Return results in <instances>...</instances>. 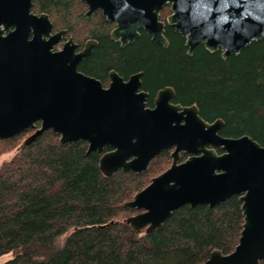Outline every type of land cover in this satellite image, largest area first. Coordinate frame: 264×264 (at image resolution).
Instances as JSON below:
<instances>
[{
  "label": "water",
  "instance_id": "water-1",
  "mask_svg": "<svg viewBox=\"0 0 264 264\" xmlns=\"http://www.w3.org/2000/svg\"><path fill=\"white\" fill-rule=\"evenodd\" d=\"M78 1L86 5V16L99 11L114 23L109 36L121 46L143 30L165 47L168 25L185 39L187 55L202 45L226 58L264 37V0ZM31 6L32 0H0V34L6 32L0 38V140L32 129L22 145L48 130L62 144L83 141L87 153L100 155L98 167L106 177L118 170L145 171L154 157L170 151L169 167L122 204L138 211L126 219L130 229L148 234L181 206L212 208L238 196L243 224L237 245L228 254L212 251L202 264L263 261L264 147L247 135L220 136L221 119L207 122L195 105L173 103L170 87L156 93L152 107L146 106L140 72L125 80L110 71L104 87L78 70L95 42L79 50L69 37L52 52L65 30L51 34L49 16L30 15ZM164 8L170 14L163 22ZM29 32L33 38L28 41ZM183 153L187 158L180 161Z\"/></svg>",
  "mask_w": 264,
  "mask_h": 264
},
{
  "label": "trees",
  "instance_id": "trees-1",
  "mask_svg": "<svg viewBox=\"0 0 264 264\" xmlns=\"http://www.w3.org/2000/svg\"><path fill=\"white\" fill-rule=\"evenodd\" d=\"M33 9L53 19V29L65 30L78 47L95 42L78 65L83 74L105 85L110 71L124 79L140 72L146 106L170 87L173 103L195 105L207 122L221 119L220 136L247 135L264 147V37L226 58L202 45L189 56L185 39L168 25L165 47L144 31L121 46L109 36L114 24L99 11L86 16L83 2L33 0ZM25 134L0 140V154ZM87 148L83 141L62 144L48 130L0 167V256L13 254L4 264H202L212 251L228 254L237 245L243 224L238 196L212 208L181 206L160 229L134 233L126 219L138 211L122 204L168 168L170 151L154 157L145 171L106 177L100 155Z\"/></svg>",
  "mask_w": 264,
  "mask_h": 264
},
{
  "label": "rangeland",
  "instance_id": "rangeland-1",
  "mask_svg": "<svg viewBox=\"0 0 264 264\" xmlns=\"http://www.w3.org/2000/svg\"><path fill=\"white\" fill-rule=\"evenodd\" d=\"M164 9H168V10H167V12H166L167 14L165 15L164 20H162V21H165L167 15L170 14V10H169V8H164ZM51 20L53 21V19H51ZM57 30H59V29H57ZM111 30H112V29H111ZM111 30H110V32H111ZM55 31H56V30H55ZM66 39H67V36L64 37V40H66ZM82 39H83V38H82ZM82 39H80L81 42H82ZM85 42H86V41H85ZM85 42H83L82 46L84 45ZM59 46H61V43H59ZM82 46H81V48H82ZM108 83H109V81L107 82V84H105V85H103V86H104V87H107ZM32 132H33L32 129L27 130V134H25V136L22 137V140L19 142V144H18L17 146H15L14 148H12L11 150H9V151H7V152H3V153L0 154V167H1L4 163L8 162V161H9V160H10V159H11V158H12V157L18 152V150H19L20 146L22 145L24 139H25L28 135H30ZM169 165H170V164H169ZM168 167H169V166H168ZM165 170H166V169H165ZM69 233H70V231H68L67 233L63 234L62 236H60V237L58 238V240H57V245H58V246H61V245H62V243L64 242L65 238L67 237V235H68ZM12 256H13L12 253H8V254H5V255L0 256V264H4V262H6L7 260L11 259Z\"/></svg>",
  "mask_w": 264,
  "mask_h": 264
},
{
  "label": "flooded vegetation",
  "instance_id": "flooded-vegetation-1",
  "mask_svg": "<svg viewBox=\"0 0 264 264\" xmlns=\"http://www.w3.org/2000/svg\"><path fill=\"white\" fill-rule=\"evenodd\" d=\"M29 14L30 15H33V16H38V15H40L41 13H38V12H36L34 9H33V0H32V6H31V8H30V10H29ZM50 19V18H49ZM50 21H51V19H50ZM51 23H52V21H51ZM52 25H53V23H52ZM114 27V26H113ZM1 29H2V26H1ZM15 29V27H10V30L9 31H13ZM31 31V30H30ZM59 31V30H58ZM139 31H143V30H139ZM139 31H138V34H139ZM32 32V31H31ZM31 32H29L28 33V35H27V40L29 41V40H31L32 38H33V34L31 33ZM57 32V30L55 31L54 29H53V27H52V31H51V34H54V33H56ZM146 34V33H145ZM147 35V34H146ZM6 36V32H2L1 34H0V38H4ZM65 36H66V34H65ZM64 36V37H65ZM148 36V35H147ZM64 37H62V40L59 42V43H61V45H62V43L65 41L64 40ZM118 42V41H117ZM59 43L58 44H56V45H54L53 47H52V49H51V51L52 52H54V51H58L60 48H61V46H59ZM120 44V43H119ZM84 46V45H83ZM82 46V47H83ZM78 49L80 50L81 49V47H78ZM127 79V78H126ZM125 79V80H126ZM158 92V91H157ZM148 95V94H147ZM156 95V94H155ZM155 97V96H154ZM154 99V98H153ZM36 127H38V124H37V126Z\"/></svg>",
  "mask_w": 264,
  "mask_h": 264
},
{
  "label": "snow or ice",
  "instance_id": "snow-or-ice-1",
  "mask_svg": "<svg viewBox=\"0 0 264 264\" xmlns=\"http://www.w3.org/2000/svg\"><path fill=\"white\" fill-rule=\"evenodd\" d=\"M237 4H239V0H236Z\"/></svg>",
  "mask_w": 264,
  "mask_h": 264
}]
</instances>
